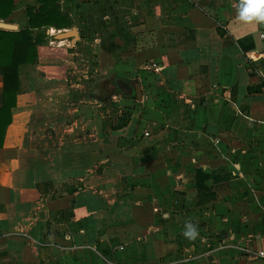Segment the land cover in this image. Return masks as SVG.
Here are the masks:
<instances>
[{"label": "crops", "instance_id": "0c3cea01", "mask_svg": "<svg viewBox=\"0 0 264 264\" xmlns=\"http://www.w3.org/2000/svg\"><path fill=\"white\" fill-rule=\"evenodd\" d=\"M12 2L0 21L18 30L38 3ZM240 4L58 0L70 26L33 29L44 40L17 67L0 264H264V23ZM71 41L132 86L110 96L122 114L78 120L77 104L102 102L68 95Z\"/></svg>", "mask_w": 264, "mask_h": 264}, {"label": "trees", "instance_id": "16d2710c", "mask_svg": "<svg viewBox=\"0 0 264 264\" xmlns=\"http://www.w3.org/2000/svg\"><path fill=\"white\" fill-rule=\"evenodd\" d=\"M36 2L38 5L35 8L25 7L26 22L23 28L18 30L0 29V147L3 144L6 127L11 122V109L16 105V96L19 92L17 67L21 64L34 63L36 46L43 42L45 37L41 31L32 35V30L40 27L60 29L70 26L67 14L59 10L58 0H36ZM12 9V0H0V20H5ZM91 88L103 97L109 96L110 98L114 94L121 95L115 87L114 79L102 78L92 83ZM248 90L250 89L248 88ZM133 97L132 94L131 98ZM73 98L76 96L74 95Z\"/></svg>", "mask_w": 264, "mask_h": 264}, {"label": "rangeland", "instance_id": "374dc122", "mask_svg": "<svg viewBox=\"0 0 264 264\" xmlns=\"http://www.w3.org/2000/svg\"><path fill=\"white\" fill-rule=\"evenodd\" d=\"M83 57L91 62L89 56H85L83 54ZM102 78H103V75L97 76V73H95L90 78H87L84 81L80 80V82L83 81L82 82L83 85H82V88L80 89V91L82 90L81 93H78V94H75V91L73 89L67 88L68 95H71V97H73L74 95L75 96L77 95L78 97L82 96V98H84L85 100L86 99L87 100L95 99L97 101L102 102L101 103V106H102L101 109H98L97 107L95 108L93 104H89V103L77 104V106H78L77 115L79 118L78 120L82 119L83 117L92 116V114H94V112L96 110H97V112L101 110V113H103V114L106 111H107V114H122L119 112V110L121 108L120 106H122V105H117V103L112 102V100L109 98V96L103 97L101 94L97 93L93 88H91L92 83H95V82L101 80ZM80 126H82V122L78 123V124L76 123V128H79Z\"/></svg>", "mask_w": 264, "mask_h": 264}, {"label": "built area", "instance_id": "2783aa9c", "mask_svg": "<svg viewBox=\"0 0 264 264\" xmlns=\"http://www.w3.org/2000/svg\"><path fill=\"white\" fill-rule=\"evenodd\" d=\"M258 38L264 39V31L258 33ZM68 46L71 49L72 55L76 57V59L70 63V68L66 73L65 83L69 89L76 90L82 88V82L87 78H90L96 72L90 61L84 58L82 54L75 51L72 41L68 44ZM80 80L83 81L80 82ZM256 256L264 260V248L258 250L256 252Z\"/></svg>", "mask_w": 264, "mask_h": 264}, {"label": "clouds", "instance_id": "9594fccd", "mask_svg": "<svg viewBox=\"0 0 264 264\" xmlns=\"http://www.w3.org/2000/svg\"><path fill=\"white\" fill-rule=\"evenodd\" d=\"M240 19L247 22L255 20L256 22L264 23V0H241ZM184 235L194 240L197 235L196 229L187 230Z\"/></svg>", "mask_w": 264, "mask_h": 264}, {"label": "water", "instance_id": "95a60500", "mask_svg": "<svg viewBox=\"0 0 264 264\" xmlns=\"http://www.w3.org/2000/svg\"><path fill=\"white\" fill-rule=\"evenodd\" d=\"M13 28H14L13 25L0 21V29L12 30ZM69 37H75V31L73 28H70L63 32H58L54 35V38L56 40H62V39H66ZM114 84H115L117 91L121 95L125 97H130L133 94L132 86L128 84L126 81H124L123 79H120V78L114 79Z\"/></svg>", "mask_w": 264, "mask_h": 264}, {"label": "bare ground", "instance_id": "6f19581e", "mask_svg": "<svg viewBox=\"0 0 264 264\" xmlns=\"http://www.w3.org/2000/svg\"><path fill=\"white\" fill-rule=\"evenodd\" d=\"M52 34V33H51Z\"/></svg>", "mask_w": 264, "mask_h": 264}]
</instances>
